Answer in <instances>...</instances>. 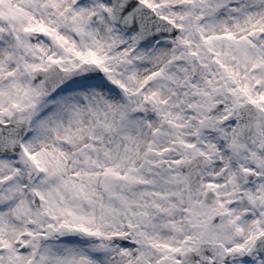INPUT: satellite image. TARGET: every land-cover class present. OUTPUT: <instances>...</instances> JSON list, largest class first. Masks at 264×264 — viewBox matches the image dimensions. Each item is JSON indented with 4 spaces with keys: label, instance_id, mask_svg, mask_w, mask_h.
<instances>
[{
    "label": "snow or ice",
    "instance_id": "1",
    "mask_svg": "<svg viewBox=\"0 0 264 264\" xmlns=\"http://www.w3.org/2000/svg\"><path fill=\"white\" fill-rule=\"evenodd\" d=\"M0 264H264V0H0Z\"/></svg>",
    "mask_w": 264,
    "mask_h": 264
}]
</instances>
